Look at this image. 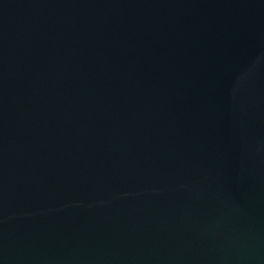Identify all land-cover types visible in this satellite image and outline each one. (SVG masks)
Here are the masks:
<instances>
[{
    "label": "water",
    "instance_id": "1",
    "mask_svg": "<svg viewBox=\"0 0 264 264\" xmlns=\"http://www.w3.org/2000/svg\"><path fill=\"white\" fill-rule=\"evenodd\" d=\"M0 264H264V0H0Z\"/></svg>",
    "mask_w": 264,
    "mask_h": 264
}]
</instances>
